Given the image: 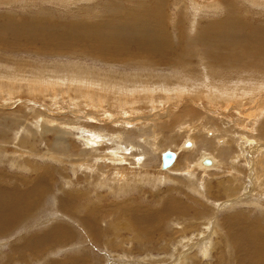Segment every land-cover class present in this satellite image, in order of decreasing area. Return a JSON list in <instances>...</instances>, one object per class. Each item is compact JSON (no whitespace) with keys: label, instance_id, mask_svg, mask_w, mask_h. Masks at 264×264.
<instances>
[{"label":"rangeland","instance_id":"obj_1","mask_svg":"<svg viewBox=\"0 0 264 264\" xmlns=\"http://www.w3.org/2000/svg\"><path fill=\"white\" fill-rule=\"evenodd\" d=\"M256 45L264 0H0V182L20 202L35 178L48 185L43 209L0 236V264H234L227 216L264 225ZM202 155L220 166L195 168ZM64 197L93 212L94 238L57 211ZM58 225V246L23 247Z\"/></svg>","mask_w":264,"mask_h":264},{"label":"bare ground","instance_id":"obj_2","mask_svg":"<svg viewBox=\"0 0 264 264\" xmlns=\"http://www.w3.org/2000/svg\"><path fill=\"white\" fill-rule=\"evenodd\" d=\"M82 28V27H80ZM90 29V28H88ZM93 48V47H92ZM246 48V47H245ZM262 49V50H261ZM244 51H252L255 52L261 56H264V48H258V45L254 46L253 48H248L247 50L245 49ZM96 52V51H95ZM125 61V60H124ZM127 62V60H126ZM240 71V70H235V72ZM242 71V70H241ZM261 73V72H260ZM246 74V73H245ZM259 74V73H258ZM248 75V73H247ZM251 75V74H250ZM246 76V75H245ZM252 76V75H251ZM257 76V75H256ZM247 78V77H246ZM8 79V78H7ZM81 78L78 79V82H80ZM259 80V79H258ZM87 84H92V83H87ZM72 85V83H71ZM74 85V84H73ZM92 85H96V83L92 84ZM38 87V86H37ZM84 87V86H83ZM260 88H262L263 86L260 85ZM232 88V87H231ZM249 89H253L254 91L256 90L254 83L252 85H249L247 88V91L250 93L252 92ZM229 90V89H228ZM11 91V90H10ZM70 91V90H69ZM73 91V90H72ZM12 92V91H11ZM66 92V91H65ZM142 92V91H141ZM197 92V91H196ZM226 92V91H225ZM229 92V91H228ZM259 92V91H258ZM85 94V93H84ZM121 94V93H120ZM224 94V93H223ZM203 95V94H202ZM210 95V94H209ZM226 95H230L226 94ZM70 96V95H69ZM87 96V94H86ZM226 97V96H225ZM224 97V99H225ZM228 97V96H227ZM226 97V98H227ZM233 97V96H232ZM68 98V97H67ZM194 98L199 99L198 96H195ZM229 98V97H228ZM86 99L93 103L92 105H96L100 103L102 104V99L101 98H96L93 96H87ZM208 99V98H207ZM211 99V98H210ZM209 99V100H210ZM213 99V98H212ZM234 99V98H233ZM223 100V99H222ZM235 100V99H234ZM212 101V100H211ZM210 101V102H211ZM216 101V100H215ZM220 101V100H219ZM224 101V100H223ZM221 101V102H223ZM226 101V100H225ZM214 103V100H213ZM256 103V102H255ZM134 105V104H133ZM132 105V106H133ZM261 105V104H260ZM100 107V106H98ZM121 107V106H120ZM202 108V106H201ZM256 108V107H255ZM234 109V108H233ZM124 112V111H123ZM228 112V110H227ZM243 114V111H240ZM248 112V111H247ZM209 113V112H208ZM244 115V114H243ZM254 116V115H253ZM110 117V116H109ZM108 118V117H107ZM119 119V118H118ZM223 119V118H222ZM126 119H121L120 122L121 123L123 121H125ZM136 120V119H135ZM144 120V119H143ZM146 120V119H145ZM252 120V119H251ZM118 121L117 119H115L114 122ZM103 122V121H102ZM249 122V121H248ZM249 124V123H248ZM226 128V127H225ZM224 128V129H225ZM227 134L230 135V131L226 128L225 129ZM93 135V134H92ZM106 135V134H105ZM105 135H101L102 137H104ZM236 135V134H235ZM101 136H94L92 138V141H99L102 140ZM156 138V137H155ZM237 138V137H236ZM239 138V137H238ZM243 138V137H240ZM194 139V138H193ZM235 139V138H234ZM89 140V139H88ZM225 140V139H224ZM241 140V139H240ZM245 141H248L247 139H244ZM91 141V140H90ZM91 141V142H92ZM226 141V140H225ZM224 141V142H225ZM244 141V142H245ZM228 142V141H227ZM243 142V141H242ZM253 142V141H252ZM90 143V142H89ZM93 143V142H92ZM194 142L191 143V146L186 147V150H189V152L193 151L196 149L195 147V143ZM221 143V142H220ZM245 144V145H247ZM250 144V143H249ZM94 145V144H93ZM96 145V144H95ZM188 145V144H187ZM153 146V145H152ZM244 146V145H243ZM250 146V145H249ZM95 147V146H94ZM154 147V146H153ZM218 147V145L216 146ZM220 147V145H219ZM191 148V149H190ZM249 149V148H248ZM255 149V148H254ZM264 149V148H263ZM217 150V149H216ZM247 151V150H246ZM194 152V151H193ZM205 153V151H202L199 155ZM247 153V152H246ZM187 154V153H186ZM191 154V153H190ZM197 155V157L199 156ZM211 155H202L201 158H198V160H196L195 164H193L195 166V168H197L198 164L200 165V167L204 170H213V168L219 165V162L217 163L215 160H213L212 158L208 157ZM118 157V156H117ZM196 157V152L194 153V155H192L191 157L186 158L185 161L186 165L190 166V162L197 158ZM213 157V156H212ZM243 158V157H242ZM217 160V159H216ZM238 160V159H237ZM110 161V160H109ZM85 162V161H84ZM107 162V161H106ZM166 162V161H165ZM120 165V164H119ZM220 166V165H219ZM83 167V166H82ZM121 167V166H120ZM191 167V166H190ZM189 167V168H190ZM198 169V168H197ZM263 169V168H262ZM108 170V169H106ZM105 170V171H106ZM116 170V169H115ZM254 170V169H253ZM259 171V170H258ZM190 174L192 173L191 171H188ZM54 173V172H53ZM107 173V172H106ZM52 174V173H51ZM258 175V173H256ZM53 175V174H52ZM109 176V175H108ZM253 176V175H252ZM255 176V175H254ZM113 177V176H112ZM117 177V176H116ZM120 177V176H119ZM125 176L124 179H126ZM38 178V177H37ZM35 178L33 181L29 182V187L26 191L22 192L21 194L25 193L24 195L28 198V199H21L22 202L18 201V200H14L13 199H7L6 196L12 194V193H19L20 189L13 187V188H8L6 187V184L4 182H0V196L2 197V202L3 204L7 205L6 207H4L3 209H1L0 211V236L8 233L11 229L13 228H17L19 226H22V224H25L27 221L29 222L30 218H34L35 214L37 212H39L41 209H43L41 207V205L43 204V202L45 201L46 198V194H47V183L44 179H40V178ZM133 178V177H132ZM136 178V177H135ZM138 178V177H137ZM136 178V180H137ZM261 178V176H260ZM256 180V179H255ZM49 181V179H48ZM51 181V180H50ZM118 181V180H117ZM51 181V185H52ZM141 182V181H140ZM257 184H259V181H256ZM134 183V182H133ZM261 183V182H260ZM61 186V185H60ZM262 188V187H261ZM263 190V189H262ZM53 191V188H52ZM63 191V190H62ZM65 191V190H64ZM35 193H38L37 195ZM68 193V192H67ZM48 195V194H47ZM246 195V194H245ZM249 195V194H248ZM247 196V195H246ZM63 197V196H61ZM69 198V197H68ZM65 198L62 200H57L56 204H57V211H62L65 213H68L70 215H72L74 217V219L86 230L87 234L91 237L94 238L93 235V231L91 230L92 227H94V225H92L91 223L94 221L95 217L92 213H86L83 211V213H79L77 211H72L69 206H68V201L70 200H66L68 199ZM246 198V197H245ZM238 199V198H237ZM249 203V202H248ZM55 204V206H56ZM246 204V203H245ZM9 205H13L11 206L9 209L8 206ZM235 205V204H234ZM4 212V215L2 216ZM81 212V211H80ZM249 213V212H248ZM57 215V214H56ZM2 216V219H1ZM59 216V214H58ZM151 217V216H150ZM252 217V216H251ZM53 218V217H52ZM97 220V219H96ZM150 221V220H149ZM53 222V221H52ZM103 222V221H101ZM139 222V221H138ZM97 223V222H96ZM27 224V223H26ZM132 224V223H131ZM137 224V223H134ZM143 223H141L142 225ZM151 224V223H150ZM139 225V224H138ZM102 226V225H101ZM128 226V225H127ZM130 226V224H129ZM145 226V225H144ZM132 227V225H131ZM103 228V227H102ZM134 230V229H133ZM223 230H224V235L226 237V242H230V245L232 247V254L235 257V261L234 264H264V225H263V220L261 219H257L255 218V220L252 218H250V214L244 215V214H239V215H231V216H227V218L225 219L224 223H223ZM104 231V230H103ZM140 231V230H139ZM188 231V230H187ZM66 232V227L63 225H58L56 227H54L53 229H51L48 232H45L43 234H38L36 236H31V237H27L25 240V244L23 247L28 246L31 244V241H33L34 239H37L36 241H38L40 244H42V246H46V250L48 249V247L54 248L56 246H58V244L62 243L64 238H61L62 233ZM105 232V231H104ZM108 232V231H107ZM138 232V231H137ZM142 232V231H141ZM110 233V232H108ZM222 234V233H221ZM105 235V234H104ZM108 235V234H107ZM146 235V234H145ZM33 238V240H32ZM61 238V239H60ZM142 238V237H141ZM35 241V240H34ZM35 241V243H36ZM38 244V243H37ZM229 244V243H228ZM36 246V245H35ZM39 246V245H38ZM23 247L20 250L21 256H24V253H22ZM41 247V246H40ZM230 247V246H229ZM229 247L226 249V258L224 259L222 256V258L227 261V250H230ZM27 249V247H26ZM33 249L38 250L36 247ZM42 250V248H41ZM44 250V251H46ZM39 251V250H38ZM32 252V251H31ZM34 252V251H33ZM36 252V251H35ZM40 252V251H39ZM30 253V252H29ZM44 253V252H43ZM38 254V253H37ZM229 254V253H228ZM30 255V254H29ZM26 256V254H25ZM24 256V258H25ZM33 256V255H32ZM40 256V255H39ZM35 257V256H34ZM189 257V256H188ZM33 258V257H32ZM26 259V258H25ZM35 259V258H34ZM192 259V257H191ZM77 261L80 260V258H71L70 260L67 261H61V262H56L53 264H76ZM23 261V260H22ZM34 261V260H33ZM38 259H37V263H38ZM223 261V260H222ZM224 261V262H225ZM29 263V262H28ZM27 264V263H26ZM30 264V263H29ZM39 264V263H38ZM41 264V263H40ZM233 264V263H232Z\"/></svg>","mask_w":264,"mask_h":264},{"label":"water","instance_id":"obj_3","mask_svg":"<svg viewBox=\"0 0 264 264\" xmlns=\"http://www.w3.org/2000/svg\"><path fill=\"white\" fill-rule=\"evenodd\" d=\"M165 158H166V160H168V161H172V159L174 158V156L172 155V154H166V156H165Z\"/></svg>","mask_w":264,"mask_h":264}]
</instances>
